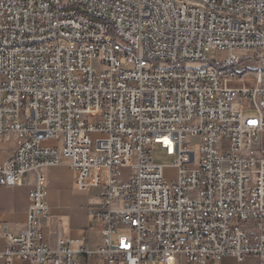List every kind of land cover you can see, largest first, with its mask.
I'll list each match as a JSON object with an SVG mask.
<instances>
[{
	"label": "built area",
	"instance_id": "1",
	"mask_svg": "<svg viewBox=\"0 0 264 264\" xmlns=\"http://www.w3.org/2000/svg\"><path fill=\"white\" fill-rule=\"evenodd\" d=\"M235 52L264 67V0H0V147L16 146L0 188L34 176L27 229L0 224L2 258L264 264V74ZM153 146L176 157L174 183ZM66 162L78 190L99 191L95 251L71 250L60 228L52 249L41 232L42 171Z\"/></svg>",
	"mask_w": 264,
	"mask_h": 264
},
{
	"label": "crops",
	"instance_id": "2",
	"mask_svg": "<svg viewBox=\"0 0 264 264\" xmlns=\"http://www.w3.org/2000/svg\"><path fill=\"white\" fill-rule=\"evenodd\" d=\"M3 145L6 144L1 146ZM15 149L16 146L5 154L0 147V163L10 159ZM42 172L47 177V201L50 209L49 215L40 222L45 242L52 249H56L60 228L67 237L71 250L77 251L79 247L87 245L91 251H95L101 244L102 231L101 224L93 216V213L102 209L99 191L78 190L75 186L74 174L67 162L60 167L44 169ZM33 187L34 176L30 174L17 187L0 188V224L5 225L9 231L20 234L27 229L29 195ZM6 247V240L0 237V264H29L21 259L8 263L2 258ZM74 260L78 264H108L97 255L87 257L75 254ZM177 264L190 263L185 258H180ZM210 264H237V262L235 259H225L220 263ZM246 264H259V262L250 259Z\"/></svg>",
	"mask_w": 264,
	"mask_h": 264
},
{
	"label": "rangeland",
	"instance_id": "3",
	"mask_svg": "<svg viewBox=\"0 0 264 264\" xmlns=\"http://www.w3.org/2000/svg\"><path fill=\"white\" fill-rule=\"evenodd\" d=\"M235 56H238L240 58H243L245 60L242 61V67L243 68H249L250 70L254 71V72H259V73H263L264 74V67L261 65V63L257 60L252 59V54L250 53H244V52H235L234 53ZM209 58L211 61L217 63V64H222L224 63L228 58H229V52L227 51H214L209 53ZM94 67L96 70H100L101 68L99 67V64L96 62L94 64ZM239 104V102H236L234 104V108H237V105ZM248 115H255L256 112H249L247 113ZM90 122H93V120H90ZM100 137L98 135H93L92 139L95 141L97 139H99ZM187 145H195V147L197 149H199L201 147V141L200 138H188V140L186 141ZM57 143L56 142H48V143H44V147H49V148H53L56 147ZM15 147V143H11V144H6L1 146V150H3V152L5 154H7L9 151L13 150ZM151 155L153 157L154 160V164L156 166H160L164 168L163 171V176L166 182L168 183H174L177 179H178V174L179 171L174 167L175 162H176V157H172V156H168L167 152L162 150L159 146H153L151 148ZM197 159L199 160L200 157L198 156ZM120 180L123 182H128L132 175H133V170L132 169H121L120 170ZM120 234H127L128 231L126 230H119Z\"/></svg>",
	"mask_w": 264,
	"mask_h": 264
},
{
	"label": "water",
	"instance_id": "4",
	"mask_svg": "<svg viewBox=\"0 0 264 264\" xmlns=\"http://www.w3.org/2000/svg\"><path fill=\"white\" fill-rule=\"evenodd\" d=\"M169 264H175V261L174 260H171Z\"/></svg>",
	"mask_w": 264,
	"mask_h": 264
}]
</instances>
